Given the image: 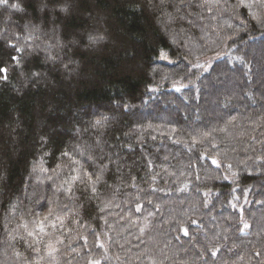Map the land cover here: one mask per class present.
I'll return each instance as SVG.
<instances>
[{
	"label": "trees",
	"instance_id": "trees-1",
	"mask_svg": "<svg viewBox=\"0 0 264 264\" xmlns=\"http://www.w3.org/2000/svg\"><path fill=\"white\" fill-rule=\"evenodd\" d=\"M18 2L0 264H264V0Z\"/></svg>",
	"mask_w": 264,
	"mask_h": 264
},
{
	"label": "snow or ice",
	"instance_id": "snow-or-ice-1",
	"mask_svg": "<svg viewBox=\"0 0 264 264\" xmlns=\"http://www.w3.org/2000/svg\"><path fill=\"white\" fill-rule=\"evenodd\" d=\"M0 5H6V6L11 7V8H13V9H16V10H18V11L21 10V5H20V3L18 2V0H17V2H15V3H11V4H9V0H0ZM149 5H151V0H149ZM93 39H94V38H93ZM17 51H19V49H17ZM13 59L15 60L16 57H13ZM0 71H6V70H5V69H0ZM100 178H101L100 175H97V176H96V180H97V181H99ZM88 179H89V181H91V176H89ZM69 191H71V190L69 189ZM92 191L95 192L96 189L93 188ZM30 234H31V233H30ZM93 264H99V262L96 261V262H93Z\"/></svg>",
	"mask_w": 264,
	"mask_h": 264
},
{
	"label": "rangeland",
	"instance_id": "rangeland-1",
	"mask_svg": "<svg viewBox=\"0 0 264 264\" xmlns=\"http://www.w3.org/2000/svg\"><path fill=\"white\" fill-rule=\"evenodd\" d=\"M258 66H259L258 68H260V67H261V64H259ZM261 69H263V67H261ZM261 69H259V70H261ZM262 72L264 73V69L262 70ZM218 83H219V85H222V83H223L224 85L227 84L226 82H224L223 79H221ZM220 83H221V84H220ZM93 262H96V261H93ZM93 262H92L91 264H93ZM98 262H99V261H98Z\"/></svg>",
	"mask_w": 264,
	"mask_h": 264
}]
</instances>
